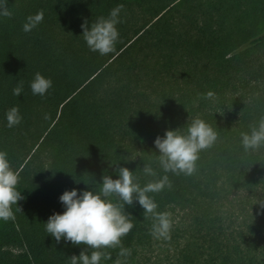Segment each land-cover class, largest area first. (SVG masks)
Listing matches in <instances>:
<instances>
[{
    "label": "trees",
    "instance_id": "1",
    "mask_svg": "<svg viewBox=\"0 0 264 264\" xmlns=\"http://www.w3.org/2000/svg\"><path fill=\"white\" fill-rule=\"evenodd\" d=\"M117 5L114 50L89 51L81 24ZM8 8L12 15L0 18V151L18 173L21 198L13 218L0 221V264H67L84 245L44 231L63 211L60 193L96 188L121 166L143 185L151 179L143 163L161 174L154 138L194 117L217 131L216 142L191 175L168 173L171 187L148 194L169 214V238L150 235L152 220L133 201L124 206L133 226L121 237L130 254L106 248L101 264H264V149L245 153L239 143L264 114V0H8ZM37 12L41 23L23 32ZM37 72L52 81L44 96L28 86ZM18 83L23 91L13 96ZM13 105L22 119L9 128L4 113Z\"/></svg>",
    "mask_w": 264,
    "mask_h": 264
},
{
    "label": "clouds",
    "instance_id": "2",
    "mask_svg": "<svg viewBox=\"0 0 264 264\" xmlns=\"http://www.w3.org/2000/svg\"><path fill=\"white\" fill-rule=\"evenodd\" d=\"M122 7L123 5H117L110 9L106 17L81 24V36L89 51L103 56L114 50L119 36L116 25L121 22ZM11 15L8 0H0V18ZM42 19L43 14L40 12L26 16L21 30L30 32ZM51 84L50 78L37 72L28 86L33 95L44 96ZM22 91L23 85L18 83L12 88V95L18 96ZM204 96L205 99L212 98L213 93L209 91ZM4 119L6 127L18 125L22 119L18 107L13 105L8 108ZM239 135V143L245 153L264 149V114ZM216 140L217 131L199 117L192 118L184 129H166L163 136L157 135L153 140L158 150L156 162L161 170L160 175L149 163H143L141 172L151 179L141 185L132 170L121 166L114 169L117 173L115 179L103 175L96 188L80 190L79 193L76 188L66 189L58 196L63 211L49 215L44 222V231L57 242L63 239L72 245H84L78 255L67 257V264H101L102 260L109 257V253L104 251L106 248H118V256L126 258L130 249L121 246V237L133 225L124 206L132 205L135 201L143 209L145 217L152 220L150 235L155 239L167 240L171 228L169 214L157 211L156 202L148 194L171 187L168 173L191 175L196 170L199 153L212 147ZM17 183L18 173L10 166L7 154L0 151V221L13 218V205L17 206V201L21 198V193L16 188ZM112 196L118 202H112L109 199ZM259 203L264 208V200ZM17 210H20L18 206ZM117 264H121V261H117Z\"/></svg>",
    "mask_w": 264,
    "mask_h": 264
}]
</instances>
